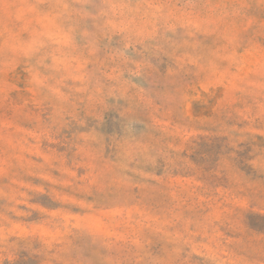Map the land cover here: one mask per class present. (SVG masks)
<instances>
[{"label": "rangeland", "instance_id": "obj_1", "mask_svg": "<svg viewBox=\"0 0 264 264\" xmlns=\"http://www.w3.org/2000/svg\"><path fill=\"white\" fill-rule=\"evenodd\" d=\"M0 264H264V0H0Z\"/></svg>", "mask_w": 264, "mask_h": 264}]
</instances>
